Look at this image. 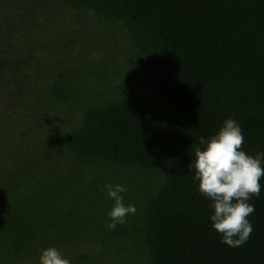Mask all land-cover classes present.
<instances>
[{"label": "trees", "instance_id": "1", "mask_svg": "<svg viewBox=\"0 0 264 264\" xmlns=\"http://www.w3.org/2000/svg\"><path fill=\"white\" fill-rule=\"evenodd\" d=\"M34 7L43 12L44 20L45 12L56 9L92 13L108 27L120 26L130 39L131 53L129 67L103 57L78 67L62 59V69L53 76L35 75L31 86L37 92L30 90L35 94L30 103L41 116L35 121L44 117L39 106L70 104L68 123L52 141L63 156L51 160L40 155L37 161H29V156L26 165L0 176V264H17L30 249L52 242L71 250L70 261L76 264L92 260L84 235L108 214L114 201L107 197L106 187H99L100 201L87 186L95 179L124 184L121 174L107 177L109 169L131 175L128 191L122 194L124 203L138 190L132 188L140 180L146 183L144 193L150 192L135 232L126 223L109 230L107 220L100 227L107 240L123 242L122 264L134 262L125 252L128 244L145 254L147 264H264V178L261 195L250 201L255 206L249 217L251 237L242 247L231 248L221 243L212 227L209 201L198 192L190 167L199 137H210L229 117L243 130V150L252 155L264 151V0H0V40L12 38L19 27L25 33L26 10L33 16ZM102 34L107 36L106 31ZM61 37L72 54L76 41L70 35ZM35 41L30 45L36 49ZM26 56L29 52L20 51L11 60H0L2 111L11 108L5 102L9 86L33 89L23 90L17 82L31 75ZM117 68L139 73L146 85L133 89L129 84L131 95H114L115 86L103 82L113 78ZM97 84L108 91L102 88L101 96L95 95L99 85L91 89ZM79 106L78 116L74 112ZM4 115L0 112V136L5 132ZM6 118L10 120L8 114ZM13 123L7 139L16 136L27 148L37 149L45 136L30 146L36 131L21 120ZM8 140L2 145L12 148ZM82 162L107 167L103 177L101 172L84 177ZM124 233L127 238H120Z\"/></svg>", "mask_w": 264, "mask_h": 264}, {"label": "rangeland", "instance_id": "2", "mask_svg": "<svg viewBox=\"0 0 264 264\" xmlns=\"http://www.w3.org/2000/svg\"><path fill=\"white\" fill-rule=\"evenodd\" d=\"M42 13L36 7H34L33 16H30L31 13L26 10L27 19L24 21L26 23H22V28L25 33H23L22 29L19 27L16 31V35H14L12 38H9V40L2 38L0 40V60H11L13 59L12 56L20 51H22V53L25 52V54L26 52H29V56H26L30 60L31 65L29 72L31 75L34 74V76L27 75L22 80L20 79L21 81H17L23 90H25V88L28 86L33 89L27 88L25 91H20L12 85L6 89V92L9 95L7 96V101L5 102L8 103L11 108L8 107L9 111L0 110L1 113L6 115L8 114V117L10 118V120L7 121L6 115L3 116L4 122L2 123V127L5 132L2 136H0V176L5 175L9 168H21L22 166L26 165V161H28L27 158L29 156H31L29 157L31 158L29 161L32 159L37 161L36 159H38L40 155L51 160L54 157H57L59 154L63 156L61 150L52 141L54 140L55 133L58 131V129H61L63 125H67L68 123L70 114H68L66 108L70 104L47 103L43 107L39 106L44 117L35 121V118L40 114L39 109H33V105L30 103L31 101L35 100V94L37 92L34 90L35 88L31 86V84H34L35 82V75H37L39 78L53 76L56 71L62 69V59H64V63L69 64V66L73 65L72 63H74L76 67H78L77 65H88L89 62L91 63L94 59H98L99 57H103L104 60L107 61L110 60L112 63L123 62L124 64H128V61L130 60L131 42L120 26L108 27L106 24L96 20L92 13L87 12H81L76 15L67 11H56V9H54V11H50V14L45 12V20L41 17L43 15ZM15 14L16 11H13L12 16ZM38 18H40L39 22L34 23ZM7 29L12 32L11 27L7 26ZM105 31L107 32V36L102 34V32ZM63 34L70 35V37H72L77 43L76 46L73 47L74 52L72 54L66 52L67 45H65L61 39V35ZM33 35H36V41H39V47L36 49L33 47V45H30L33 43V41H35V39L29 41L31 40L29 38H31ZM84 36H87L89 40L87 41ZM22 39H27L28 42H24ZM44 46L47 51H39ZM0 65L2 64L0 63ZM113 71L114 77L106 78L103 83H106L107 85L109 81L108 85L115 86V91H111L116 93L114 95H131L133 89H136V87L137 89H141L143 88V85H146V83H144L145 80L137 72H134V74L130 75L124 71L122 72L119 68L113 69ZM0 72H4V69L0 68ZM118 81L119 85L116 84ZM0 83L3 84L2 81ZM129 84L133 87V89H130L127 86ZM98 85L99 84H97L94 88L92 87V89L90 85L87 86L93 91L98 87ZM102 88L107 90L105 86L101 87V85H99V89L96 91L95 95L101 96L100 94L103 91ZM30 90H34L35 94L32 93V91L30 92ZM79 97L80 101L84 100L83 97ZM79 104L80 103L78 102H76L75 105L73 104L75 111H77V106ZM79 108L80 109L78 112H74L75 115L79 116L81 106H79ZM19 120L25 122L31 131H36L34 136L31 135L28 145L33 146L32 142H36L45 136V138L40 141L42 143L39 144V146L37 144V149L32 150L31 148H27L25 144L18 142L19 140L16 139V136L11 138L10 141L7 139V132L11 131L12 125L15 124L13 122H17ZM4 140H8L11 144H13L10 145L12 148H9V144H4L6 146L4 147L2 145ZM80 165L83 166L81 169H83L84 177H88L90 173L99 174L100 172L103 177L104 170L107 168L95 165L93 166L92 164H87L85 162L80 163L79 166ZM30 166H32V164ZM75 172L76 171L70 173L74 174ZM127 173L128 172L122 171L120 169H109L106 170L105 175L107 177L116 176V174L123 175L124 184L122 185L128 187L131 184V181H128V177L131 178V175ZM107 177L105 179H107ZM132 181L134 182V180ZM144 181L145 180H140L139 184L136 182L139 186L133 185L132 190H138L133 191L132 193L130 192L129 194H132L131 198L128 199V203L125 202V204L135 205L137 209L136 214L129 216L126 223L130 230L133 228L134 232L137 226V221L141 219L142 210L147 201L145 196L150 194L148 191L144 193ZM110 182L111 183L109 184H112L114 181L112 180ZM82 184L84 185V182H82ZM109 184L99 180L96 181L95 179L94 182H91L87 186L88 192L102 201L103 197L98 196L101 194V192H99V187H106ZM102 213L107 214V209L103 207ZM105 220L109 221L108 214L97 220L94 225H90L86 231V234L84 235V248L88 249L91 247L90 251H93L91 256L92 260L86 262V264H114V261H116L117 264L123 263L124 254H122L120 248L121 246H124V244L123 242L115 240L112 241L110 238H108V240L104 238L106 237V234L103 233L102 228L100 227L103 225ZM120 238L126 239L127 235L124 233V235L120 236ZM105 242L106 244H104ZM49 246L57 247L61 254L67 257L69 260L74 254L69 249H62L61 244L57 242H52V244L48 245L40 244L35 246L33 249H30L31 253L28 255L24 254L23 259L19 260L17 264H39L40 250ZM127 246L128 249L126 248L125 252L132 260H134V262H129V264H147L146 259H144V253L138 252V249L135 246H131L129 244ZM73 247L75 250H79L81 245L75 242ZM73 262L74 261H71L72 264H76Z\"/></svg>", "mask_w": 264, "mask_h": 264}, {"label": "clouds", "instance_id": "3", "mask_svg": "<svg viewBox=\"0 0 264 264\" xmlns=\"http://www.w3.org/2000/svg\"><path fill=\"white\" fill-rule=\"evenodd\" d=\"M245 136L239 122L232 117L225 119L210 137H199L195 159L190 167L195 170L193 182L198 192L209 201V219L220 234L221 243L231 248L242 247L251 237L253 225L249 217L255 212L250 203L261 195L264 178V151L254 155L243 150ZM101 191H104L102 188ZM122 184L106 186V195L114 201L108 212L105 227L115 230L135 215V205L125 204ZM39 264H71L55 246L40 250Z\"/></svg>", "mask_w": 264, "mask_h": 264}]
</instances>
